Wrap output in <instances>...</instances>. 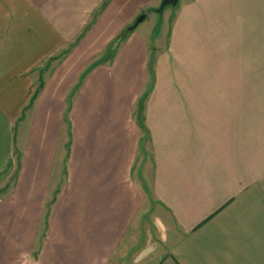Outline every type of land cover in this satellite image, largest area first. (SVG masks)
Listing matches in <instances>:
<instances>
[{
	"label": "crops",
	"instance_id": "crops-1",
	"mask_svg": "<svg viewBox=\"0 0 264 264\" xmlns=\"http://www.w3.org/2000/svg\"><path fill=\"white\" fill-rule=\"evenodd\" d=\"M162 1L0 0V264H264V0Z\"/></svg>",
	"mask_w": 264,
	"mask_h": 264
},
{
	"label": "rangeland",
	"instance_id": "rangeland-1",
	"mask_svg": "<svg viewBox=\"0 0 264 264\" xmlns=\"http://www.w3.org/2000/svg\"><path fill=\"white\" fill-rule=\"evenodd\" d=\"M184 0H182L183 2ZM181 0H178L177 3L175 5H169L167 6L168 8L165 9L164 11H161L160 9H158L157 12L155 13V28L154 31L156 32V35L159 33H163V37L164 40H166L170 34V30H171V24L173 19L176 16L177 10L180 6ZM149 12V11H147ZM151 14V12H149ZM167 41V40H166ZM147 92V91H146ZM145 149L144 151L140 152V156L138 159V166L139 168L143 167V172L142 174H138L139 175V179H141L143 181V183L145 184L146 187H148L149 184V170L151 168V150H150V144L147 143V141L145 140ZM153 198H151V203H150V209L153 210V205L154 202L152 200ZM144 222H146L147 224H149V227L151 229V232L153 230V227H155L154 225V219H152V213L150 214V216L148 215V213H146V216L144 218ZM156 228V227H155Z\"/></svg>",
	"mask_w": 264,
	"mask_h": 264
},
{
	"label": "trees",
	"instance_id": "trees-1",
	"mask_svg": "<svg viewBox=\"0 0 264 264\" xmlns=\"http://www.w3.org/2000/svg\"><path fill=\"white\" fill-rule=\"evenodd\" d=\"M107 2H108V0H105V2L103 3V6H104ZM135 22H136V20H135L131 25L127 26V27L125 28V30L122 31V32L118 35L116 41L114 42V43H116V45L118 44V42H119L122 38H124V37L127 35L128 30H130V29H132V28L134 27ZM114 43L109 47L108 52L105 53V54L103 55L102 58H99V59L94 60L92 63H90V64L87 66V68L85 69V71H84V73L82 74V76H84V75L87 73V71L90 70L94 65L99 64L100 62H102V60H103L104 58H107V57H109V56L112 54V51L114 50V48H116V45H114ZM36 93H37V92H35V94L33 95L32 99H34ZM146 94H148V91L145 93V95H146Z\"/></svg>",
	"mask_w": 264,
	"mask_h": 264
},
{
	"label": "water",
	"instance_id": "water-1",
	"mask_svg": "<svg viewBox=\"0 0 264 264\" xmlns=\"http://www.w3.org/2000/svg\"><path fill=\"white\" fill-rule=\"evenodd\" d=\"M178 0H163L161 5H160V8H163L165 5H175L177 3ZM144 15H141L137 20L136 22H138ZM135 22V24H136ZM134 24V25H135Z\"/></svg>",
	"mask_w": 264,
	"mask_h": 264
}]
</instances>
